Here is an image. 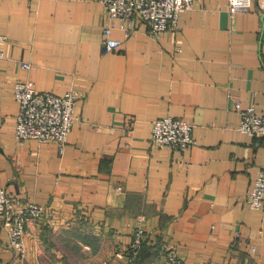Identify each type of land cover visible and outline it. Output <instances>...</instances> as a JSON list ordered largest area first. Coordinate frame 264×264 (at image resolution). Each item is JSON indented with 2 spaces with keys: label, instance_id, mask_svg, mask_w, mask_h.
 Segmentation results:
<instances>
[{
  "label": "crops",
  "instance_id": "1",
  "mask_svg": "<svg viewBox=\"0 0 264 264\" xmlns=\"http://www.w3.org/2000/svg\"><path fill=\"white\" fill-rule=\"evenodd\" d=\"M230 3L197 0L156 35L100 0H0V187L49 210L30 222L26 256L0 227V264H132L140 224L158 243L141 264H172L173 250L180 264H264V208L248 203L264 138L239 128L236 107L264 113V13ZM106 26L120 51L103 52ZM19 81L76 93L63 150L17 138ZM165 116L192 123L196 143H153Z\"/></svg>",
  "mask_w": 264,
  "mask_h": 264
},
{
  "label": "built area",
  "instance_id": "2",
  "mask_svg": "<svg viewBox=\"0 0 264 264\" xmlns=\"http://www.w3.org/2000/svg\"><path fill=\"white\" fill-rule=\"evenodd\" d=\"M100 1L106 4L114 20L119 19L123 24L131 23L133 26L143 21L150 25L156 35L178 29L181 13L192 9L197 2V0ZM251 5L252 0H231L230 10L236 13L249 9ZM259 7L264 13V0H260ZM104 34L103 52L120 51L123 41L112 36V26H106ZM4 39L5 36L0 33V57L3 54L1 43ZM23 65L30 67L31 63L23 62ZM15 97L20 106L16 127L17 138L20 140L34 138L40 142L56 141L63 150L76 120V93L69 91L64 95H56L48 91H37L28 81H19L15 85ZM236 107L241 114L239 128L254 137L264 138V113H258L253 105L245 107L240 102L236 103ZM193 127L192 123L182 118L160 117L154 122L152 142L159 146L166 145L179 151H186L196 143ZM248 203L253 209L264 208V167L249 190ZM48 211L47 207L34 201L20 202L6 188L0 187V227L6 231L11 247L21 256H26L25 237L30 222L43 218ZM148 234L149 231L140 224L127 251V257L131 261L140 253ZM236 244L237 241L234 242V245ZM169 259L172 264L181 263L178 253L174 250L169 254ZM102 264L114 263L106 260Z\"/></svg>",
  "mask_w": 264,
  "mask_h": 264
},
{
  "label": "trees",
  "instance_id": "3",
  "mask_svg": "<svg viewBox=\"0 0 264 264\" xmlns=\"http://www.w3.org/2000/svg\"><path fill=\"white\" fill-rule=\"evenodd\" d=\"M150 236V232L148 234V237ZM149 239V238H148ZM148 239L146 238V240L144 241L143 247L140 251V253L137 255V257L132 261V264H141L143 263V260H141V257L144 256L145 253L150 252L151 250H154L155 252L157 251V244L152 245V244H148ZM159 240V239H158Z\"/></svg>",
  "mask_w": 264,
  "mask_h": 264
},
{
  "label": "rangeland",
  "instance_id": "4",
  "mask_svg": "<svg viewBox=\"0 0 264 264\" xmlns=\"http://www.w3.org/2000/svg\"><path fill=\"white\" fill-rule=\"evenodd\" d=\"M180 262H181V260H180Z\"/></svg>",
  "mask_w": 264,
  "mask_h": 264
}]
</instances>
